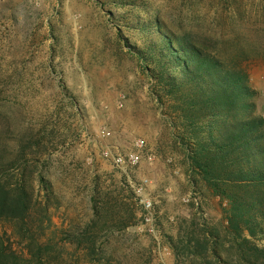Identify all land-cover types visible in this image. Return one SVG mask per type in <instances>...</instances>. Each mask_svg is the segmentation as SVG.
<instances>
[{
    "label": "rangeland",
    "instance_id": "obj_1",
    "mask_svg": "<svg viewBox=\"0 0 264 264\" xmlns=\"http://www.w3.org/2000/svg\"><path fill=\"white\" fill-rule=\"evenodd\" d=\"M162 35L238 75L243 95L211 118L178 98L145 59ZM258 116L264 0H0L2 177L25 174L41 214L0 264H198L191 219L221 228L225 201L192 181L186 149Z\"/></svg>",
    "mask_w": 264,
    "mask_h": 264
},
{
    "label": "trees",
    "instance_id": "obj_2",
    "mask_svg": "<svg viewBox=\"0 0 264 264\" xmlns=\"http://www.w3.org/2000/svg\"><path fill=\"white\" fill-rule=\"evenodd\" d=\"M160 39H165V47L154 42L145 49V59L153 65L151 77L178 90V98L199 107L206 117L224 114L228 103L243 95L240 77L219 70L213 57L200 54L181 39L176 45L164 35ZM175 70L178 75H167ZM192 143L186 149L192 181L225 201V224L219 228L201 215L194 216L188 230L194 235L188 239L191 254L199 258L198 264H264V118L232 125L227 136L215 137L211 130L208 138ZM7 162H0V230L9 236L6 239L0 232V257L15 252L13 238L23 237L24 230L31 232L30 226L41 221L25 174L2 177L4 166L10 165ZM47 211L48 206L42 207L43 218ZM186 239L179 235L174 243L177 256L184 250L177 251L178 243L183 246Z\"/></svg>",
    "mask_w": 264,
    "mask_h": 264
},
{
    "label": "built area",
    "instance_id": "obj_3",
    "mask_svg": "<svg viewBox=\"0 0 264 264\" xmlns=\"http://www.w3.org/2000/svg\"><path fill=\"white\" fill-rule=\"evenodd\" d=\"M136 145H137V148H142L144 143H143V141H138L136 143ZM103 155L106 158H111L113 163L117 166H125L127 163L135 164L138 162V158H139L138 154L136 152H132V153L126 155V157L122 156L120 154L111 155V153L109 151H104ZM140 201H141L144 209L146 210L145 218L147 221H150L151 216H152V203L147 198H142Z\"/></svg>",
    "mask_w": 264,
    "mask_h": 264
}]
</instances>
